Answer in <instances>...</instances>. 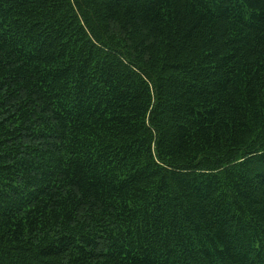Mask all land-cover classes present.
<instances>
[{
  "label": "trees",
  "instance_id": "16d2710c",
  "mask_svg": "<svg viewBox=\"0 0 264 264\" xmlns=\"http://www.w3.org/2000/svg\"><path fill=\"white\" fill-rule=\"evenodd\" d=\"M0 264H264V0H0Z\"/></svg>",
  "mask_w": 264,
  "mask_h": 264
}]
</instances>
